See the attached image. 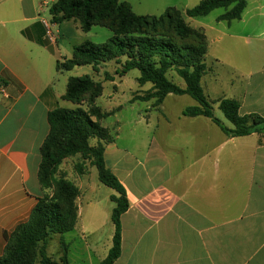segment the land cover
Listing matches in <instances>:
<instances>
[{"label": "crops", "instance_id": "1", "mask_svg": "<svg viewBox=\"0 0 264 264\" xmlns=\"http://www.w3.org/2000/svg\"><path fill=\"white\" fill-rule=\"evenodd\" d=\"M57 1L0 0V256L4 234L27 222L43 196L38 172L49 113L66 108L62 96L79 68L60 72L57 64L89 40L76 20L54 24L57 41L47 40L44 21L53 23L50 9ZM250 3L264 17V0H248L244 12ZM211 75L207 85L216 93L221 81ZM229 93L210 101L218 108L220 100L236 99L241 116L264 117V65L246 76L241 91ZM170 100L186 105L173 112L166 105ZM150 104L155 121L152 112L150 119L135 116L127 128L117 121L114 142L106 145V164L130 203L121 217L122 252L114 264H264V133L231 137L208 117L183 115L198 105L189 95L169 94L161 106ZM78 187L77 226L69 237L55 238L68 245L70 264H101L113 246L115 225L80 221V202L96 187ZM86 200L94 217L98 201ZM76 243L80 253L74 258ZM47 253L60 260L62 248L57 258L48 246Z\"/></svg>", "mask_w": 264, "mask_h": 264}, {"label": "trees", "instance_id": "2", "mask_svg": "<svg viewBox=\"0 0 264 264\" xmlns=\"http://www.w3.org/2000/svg\"><path fill=\"white\" fill-rule=\"evenodd\" d=\"M247 3L248 0H202L185 13L193 18L225 8L227 11L218 21L231 22L242 18ZM50 13L54 24L76 20L85 32L100 26L113 33L103 44L87 40L77 45L70 59L58 62L57 71L71 72L76 67L90 66L98 72L102 64L114 61L122 67L121 76L138 69L139 85H152L144 94H135L132 103L154 100V106L159 107L169 94L189 95L198 105L187 107L183 115L208 117L231 137L264 133V117L256 113L241 116L239 100L219 101L218 108L232 126L216 117L202 85L207 72L208 37L191 27L179 9L169 7L159 16L138 15L123 0H58ZM173 73L183 79L184 87L175 83ZM114 80L113 74L104 73V81ZM103 92V81L93 76L69 78L62 99L72 103L74 108L59 107L49 113L50 133L41 147L38 180L43 196L27 222L20 224L12 234H4L6 246L0 264H70L69 247L64 240L60 260L48 255L47 243L52 236H63L77 226L81 190L62 168L66 160L76 156L81 160L76 165L79 176L86 174L89 163L97 169L99 181L117 192L111 196L115 203L111 217L115 225L113 246L101 264H114L120 257L121 217L130 203L126 189L105 161L106 145L115 138L102 122L118 109L105 111L96 104Z\"/></svg>", "mask_w": 264, "mask_h": 264}, {"label": "rangeland", "instance_id": "3", "mask_svg": "<svg viewBox=\"0 0 264 264\" xmlns=\"http://www.w3.org/2000/svg\"><path fill=\"white\" fill-rule=\"evenodd\" d=\"M130 4L133 11L138 15H155L163 14L167 8L175 7L182 11L187 23L196 30H199L208 37V52L206 54V64L209 71L203 82L205 94L209 100L216 98H223L229 96V92H239L245 85L246 76L256 68L264 65V17L258 16L257 11L253 9L254 5L249 4L247 10L244 12L242 19L229 21H218V17L224 14L227 9L217 8L207 16L193 17L186 16L185 11L189 8L197 6L202 0H123ZM259 23L261 25L259 26ZM81 31V30H80ZM83 38H88L95 44H103L113 33L100 26L93 27L92 30L85 32L81 31ZM79 39L75 40L78 42ZM220 61L219 63L216 61ZM212 69V70H210ZM109 72L114 75L115 82L104 81V73ZM119 71V74H116ZM212 72L219 76L222 89L216 93H211L208 88V80L212 79ZM122 67L116 62H107L102 64L95 72L90 66H82L75 69L73 75L83 76L90 75L97 80L103 81L104 92L96 104L105 111L112 109H121L114 115L108 117L102 122L104 127L109 128L111 134L116 135L117 121H124L125 127L130 120L137 115H149L153 113L152 121L156 120V112L150 111V102H131L135 94H144L150 89L151 84L147 83L144 86L139 85L137 78L140 76L138 69H132L121 76ZM69 74V73H68ZM67 74V75H68ZM170 77V75H168ZM175 83L184 87L183 79L178 77L175 73L172 74ZM63 78L61 79V82ZM210 82V80H209ZM225 94V95H224ZM211 102V101H210ZM66 108H74L70 102H65ZM171 111L177 112L186 105L185 101H172L166 104ZM215 115L222 120L227 126H232L225 118L223 112L213 105ZM146 116V117H147ZM148 118V117H147ZM81 160L79 156L70 158L63 164V171L70 180L75 182L78 186L85 184V188L89 185L96 187V192L91 194L87 192L86 197L91 196L98 201V209L94 217L91 212H87L86 197L81 200L82 214L80 221H112L111 214L115 207V203L110 196L117 195V192L102 184L98 179V172L95 167H91L89 163L86 165L87 177L80 178L76 171V165ZM57 235L52 236L47 243L49 254L57 258L61 245L57 240ZM65 237H69L68 234ZM80 244L76 243L72 246V257L80 253ZM80 264H83L80 262Z\"/></svg>", "mask_w": 264, "mask_h": 264}, {"label": "built area", "instance_id": "4", "mask_svg": "<svg viewBox=\"0 0 264 264\" xmlns=\"http://www.w3.org/2000/svg\"><path fill=\"white\" fill-rule=\"evenodd\" d=\"M44 24H45V26H46V37H47V40H48L50 43H56V41H57V35H56V33L53 31L54 23H51V22H45V21H44Z\"/></svg>", "mask_w": 264, "mask_h": 264}]
</instances>
